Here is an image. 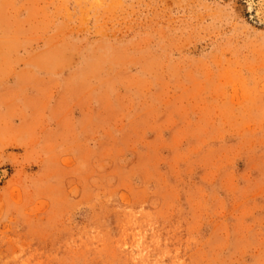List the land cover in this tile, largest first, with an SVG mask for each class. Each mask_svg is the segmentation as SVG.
<instances>
[{
	"label": "rangeland",
	"instance_id": "obj_1",
	"mask_svg": "<svg viewBox=\"0 0 264 264\" xmlns=\"http://www.w3.org/2000/svg\"><path fill=\"white\" fill-rule=\"evenodd\" d=\"M0 264H264V0H0Z\"/></svg>",
	"mask_w": 264,
	"mask_h": 264
},
{
	"label": "bare ground",
	"instance_id": "obj_2",
	"mask_svg": "<svg viewBox=\"0 0 264 264\" xmlns=\"http://www.w3.org/2000/svg\"><path fill=\"white\" fill-rule=\"evenodd\" d=\"M262 3V2H261ZM258 17V16H257Z\"/></svg>",
	"mask_w": 264,
	"mask_h": 264
}]
</instances>
